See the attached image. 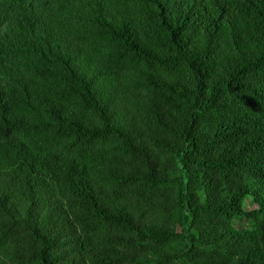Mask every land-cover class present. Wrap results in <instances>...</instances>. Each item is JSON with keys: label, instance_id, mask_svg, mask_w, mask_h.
<instances>
[{"label": "trees", "instance_id": "obj_1", "mask_svg": "<svg viewBox=\"0 0 264 264\" xmlns=\"http://www.w3.org/2000/svg\"><path fill=\"white\" fill-rule=\"evenodd\" d=\"M0 264H264V0H0Z\"/></svg>", "mask_w": 264, "mask_h": 264}]
</instances>
